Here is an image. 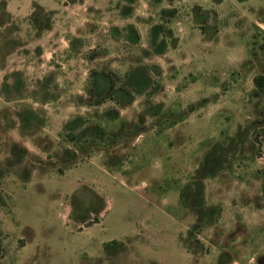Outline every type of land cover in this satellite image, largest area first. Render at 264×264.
<instances>
[{
  "label": "rangeland",
  "instance_id": "1",
  "mask_svg": "<svg viewBox=\"0 0 264 264\" xmlns=\"http://www.w3.org/2000/svg\"><path fill=\"white\" fill-rule=\"evenodd\" d=\"M259 72L264 0H0V264H264Z\"/></svg>",
  "mask_w": 264,
  "mask_h": 264
},
{
  "label": "trees",
  "instance_id": "2",
  "mask_svg": "<svg viewBox=\"0 0 264 264\" xmlns=\"http://www.w3.org/2000/svg\"><path fill=\"white\" fill-rule=\"evenodd\" d=\"M30 18L37 30L36 32L50 27V23L48 22L49 17L45 12L42 11V8L38 5V3H34V8L30 13ZM252 84L256 91L264 92V72L254 74L252 76ZM113 87V80L110 78L108 85L106 86L105 90H103L105 95H110ZM93 211L97 214L99 210L95 208ZM78 217L81 219V221L87 222L84 213H79ZM117 245L118 242L115 241V239L103 242V248L108 253L114 251Z\"/></svg>",
  "mask_w": 264,
  "mask_h": 264
}]
</instances>
